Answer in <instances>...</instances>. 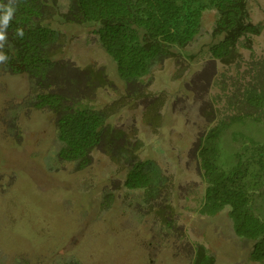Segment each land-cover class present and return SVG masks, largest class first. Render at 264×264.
<instances>
[{
	"label": "rangeland",
	"instance_id": "obj_1",
	"mask_svg": "<svg viewBox=\"0 0 264 264\" xmlns=\"http://www.w3.org/2000/svg\"><path fill=\"white\" fill-rule=\"evenodd\" d=\"M248 7L262 25L251 48L239 46L228 62L212 56L216 11L206 10L194 40L155 64L137 94L92 26L63 25L59 56L105 68L112 84L97 89L93 104L140 140L139 158L154 160L166 176L152 199L128 188L127 164L100 147L80 169L60 158L54 114L29 104L27 74L0 63V264H191L195 242L216 264L255 263L252 241L235 233L229 207L200 212L206 182L198 155L203 133L229 111L228 95L264 58V0H248Z\"/></svg>",
	"mask_w": 264,
	"mask_h": 264
},
{
	"label": "trees",
	"instance_id": "obj_2",
	"mask_svg": "<svg viewBox=\"0 0 264 264\" xmlns=\"http://www.w3.org/2000/svg\"><path fill=\"white\" fill-rule=\"evenodd\" d=\"M8 0H0L6 4ZM16 12L0 51L4 66L30 80L28 102L55 116L60 158L78 169L102 148L127 164L125 185L157 196L166 176L152 159H141V141L107 122L109 110L93 104L97 89L112 84L104 67H79L59 56L63 25L92 26L130 93L155 64L180 54L199 33L203 14L216 18L212 56L228 62L239 46L251 48L261 23L250 19L248 0H16ZM22 28L24 35H16ZM249 80L227 97L228 112L200 138L198 155L206 182L202 214L226 206L235 233L252 241L250 258L264 264V58L252 62ZM167 225L171 224L168 219ZM73 264V263H72ZM191 264H216L215 255L195 242Z\"/></svg>",
	"mask_w": 264,
	"mask_h": 264
},
{
	"label": "clouds",
	"instance_id": "obj_3",
	"mask_svg": "<svg viewBox=\"0 0 264 264\" xmlns=\"http://www.w3.org/2000/svg\"><path fill=\"white\" fill-rule=\"evenodd\" d=\"M16 0H8L6 4H0V49L3 48L6 42V29L8 28L10 21L16 12ZM16 35L23 37L24 32L22 28L16 29ZM8 60V56L0 51V63H4Z\"/></svg>",
	"mask_w": 264,
	"mask_h": 264
}]
</instances>
